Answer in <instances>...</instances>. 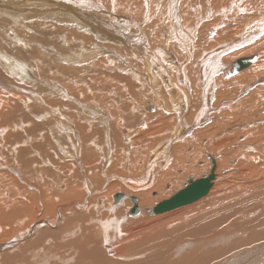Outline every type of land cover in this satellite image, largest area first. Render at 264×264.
Returning <instances> with one entry per match:
<instances>
[{
    "label": "bare ground",
    "instance_id": "bare-ground-1",
    "mask_svg": "<svg viewBox=\"0 0 264 264\" xmlns=\"http://www.w3.org/2000/svg\"><path fill=\"white\" fill-rule=\"evenodd\" d=\"M55 1L57 2L59 1L58 3L61 4V7L59 5L60 8H62V5H65L67 7H70L72 9L74 8L75 10H77L80 13V15L83 17V20H85L86 23H90L89 26L92 27V31L93 32L96 31L94 33L96 39L97 38L100 39L101 38L100 36L103 37L112 36L113 43H117V44L121 43L119 45L122 46L123 44L124 46H128L134 51H137L138 53L137 55L144 57L146 60L147 64L145 69L148 72H150L148 76H146L149 85H151V87H155V84H157L162 90L166 89L169 92L168 94L174 97H178L180 98V100L175 103L176 107H174V104L171 105V102L161 103L155 100L154 103L157 106H159L160 108L162 106L165 110L168 109L166 116L160 119V123L158 124L154 123L155 125L153 126L149 127L148 123L145 124L146 126L145 128H148L147 132L143 130L145 131V134L147 133L146 136H150V137L151 135L157 136L158 133L163 132L164 130H166V132H169L168 133L169 136L166 142L164 143L160 142L155 146V144L153 145L147 143L148 145H144L143 143L134 141L133 146L130 147V150H133V148L136 147L134 149L136 150V152L133 154L132 153L127 154L125 152L128 150L129 146L123 149L122 146L119 144L117 145L112 144L111 143L112 139L111 141H109L108 131L112 132V127L114 128L112 124L113 121L116 120L115 114H113L114 116L109 114V117L112 118L111 123L110 125L105 124L103 127L106 134L107 145L104 146L103 144L102 145L103 151L102 153H99L101 152L102 148L97 144L96 141L93 142L92 146L88 147L87 144L91 143L89 141L87 142V138L89 137L86 135L82 136V133L78 128V126L75 127V124L71 123L70 121H66L65 113H64L66 110H63L61 108V103H62L61 101L57 102L58 99L39 100L35 98V96H33L36 93H33L32 95L27 88L24 87L21 88L17 85H12L14 82L11 85H9L10 83L9 82L8 85L10 86V89L7 88L9 89L7 90L3 88L4 92L5 91H8L9 93L11 92L13 94V95L11 94V97L15 98L17 103L23 100L24 102L23 101L22 102L24 108L27 110V114H29L27 116L32 117L31 118L32 120L33 117L35 118L37 116L36 117L37 122H39L38 120H41L39 123H42V127H43L42 129L44 130L45 133L37 135V133L34 132L35 128L31 129L30 131H27L26 129L27 127H24L25 125H23L24 123H20L19 125H16L14 127H10V126L6 127L3 130V134L0 140V145L5 144L4 145L5 149L11 148L13 150L14 148L13 154L11 156L13 157L14 162L17 164L16 168L18 170L13 171L16 173L14 179L8 176V179L4 180L5 184L6 183L8 184L7 186L10 191H12L11 190L12 187L16 186L15 188L17 193H14L16 194V197L10 194L11 198L10 200L8 199V201L7 198L1 197L2 202L0 198V203H1L0 204V264H264V163H263L264 154L261 157L259 166L253 163H250L248 165H245L244 163L241 164V169L239 171V174L237 173L238 174L237 176L240 175L243 178L249 179V177L257 175L258 179L251 184L249 183V185L242 184V187H240L242 192L240 193H237L239 190L237 192L230 191L234 187H231L230 184L227 185L226 183L225 184L227 188L223 187L222 191H220L219 188L221 187L222 181L225 178L228 179V176H225V178L223 179L221 177L222 176L221 173L223 171L228 172L227 170L233 168L234 164L235 163L237 164V161L239 162L240 160L239 156L243 159L248 158L247 153L251 145H248V143L245 145H241V143L237 142L240 136L246 137L244 139H246L247 141V135L245 134L246 129H236V130L234 129V131H232L226 137L224 138L220 136H219L220 138L218 137L219 139L227 140L229 139L230 135L234 134L235 136H237V138L234 139L235 141L234 140L233 141L236 142L237 145H239V147H237L236 150L234 149L237 154L234 157L233 156L227 158L223 157L224 155H221L220 151L218 150L228 146L227 145L218 146L216 144L217 146L215 145L216 146L215 149L218 152L217 153L218 156L214 157L215 158L214 160L212 156L213 148L210 147L212 145V144L209 145L210 143H208L209 146L206 145L203 147L202 152L200 147H199L200 150L195 151V153L193 152V154H195L194 155L195 157L192 156L193 154H187L188 151L195 148L194 144H192L194 142L193 138H195V140L200 139L201 141L208 140L206 139V137H208L207 135H202L208 129H203L201 131L196 132L195 134L193 133L195 129L208 125L207 122L209 121V119H211L210 115L216 110L218 112V108L216 109V107L219 106L218 104L220 101L218 103H216L215 101L217 106L214 105V107H212L213 106L212 103H214L213 99L217 100L216 96L218 95V93H215L216 81L214 84V80L217 78L216 76L224 72V74H222L221 76L225 75V78L219 77L222 78L221 81L224 80L226 82L227 80L228 81L230 80L231 81L230 83L228 81L226 83L227 85L229 84V86L230 84L232 85V81L235 82L234 84H236V81H238L240 85L243 84V87L241 86L240 90L241 88H244L242 89V91H246L250 89V87L253 85V84H248L250 83L249 81L252 82V80H255L256 78V76L251 77L250 74H252L253 71H259V70L264 72V58H261L259 56V53H256L254 51H253L254 54L252 53L253 55L243 54L240 55L241 57L239 59L238 58L234 60L230 59L232 62H230L229 64L228 61L226 62L227 65L225 64L226 66H228L229 64L228 68L223 65V61L227 60L226 57L230 55L229 53L232 54L233 52L232 49H235L239 45L237 42H241L243 40H248L251 43L255 41L257 42V39L264 35V15L258 13V15H255L256 17L253 16L255 18H253L252 24L250 23L251 25L249 24L247 25L249 26V28H246L247 26H245V23H243L244 24L243 27L238 26L237 24L240 23V21H242L241 18H238V20L235 21L234 23L235 26L231 27V30L235 31L234 34L238 33L239 31L241 32L238 33L241 36L236 39L233 37L234 34H231V36L223 35L220 36L219 38L216 37L214 38V36L217 34L215 30L217 28L216 27L212 28L210 34L208 35V38L205 37L203 41L207 39L208 40L212 39L211 41L208 42L209 45L211 44L212 47L214 48H216L215 46L217 45L220 46V44L225 40H226L225 42H227L229 37L233 38L232 40L234 41V43L231 44L229 40L230 44L229 45L227 44L226 47H223L221 45L223 48H220L221 47L220 46L219 48L212 50V52L209 54L200 53V55L203 56L200 57L199 59L200 62L198 64L199 66L198 72L197 70L195 71V73L198 74L197 76H195L197 77L196 78L197 81L193 80L194 83H192L193 82V81L191 82L192 78L189 79V82H187V74L193 67L190 69L189 67L191 66L189 65L187 67H185V65H181L179 62L183 60L182 58L180 59L181 61L178 60L177 64H175V61L179 58V56H177L178 54L176 55L174 53H171V50L167 48H163V46H167L168 41L177 40V42L180 45V49L183 52H186L187 55H191L192 51L195 50L194 49L195 47H193L195 45V44L193 45L194 42L193 40L194 37H196L194 36L195 35L194 32H196L197 30L188 27L189 25L188 18L184 17L185 15L184 16L182 15V17L179 15L180 12L178 13L177 10V0H174L176 2L173 1L171 4L170 2L167 3L168 1L166 2V4L164 3L166 6L164 7L167 13L166 12H164V14L162 13L163 14L162 19L160 18L158 22L155 23L149 21L151 20L150 17L148 18L149 20L148 19L146 20V18L143 16L145 21L141 18H139L138 20H135L134 18L131 19L132 16L131 17L129 16L130 19H128L129 17L124 18L126 16L124 17L122 16L123 17L122 18L120 15L119 16L116 15L117 13H113V11L111 12L112 14H110L111 19H109L110 18L109 17L107 18L108 20L105 19L103 20L102 16L106 17L107 12L102 6H100L99 3L95 5V3L92 2L91 0H50V1L47 0L46 2H44L46 4L47 10H49L53 6L56 7L55 3L57 2ZM119 1L120 0H118V2ZM231 1L234 0H225V2H229V3H231ZM144 2L145 3L142 4V9H140L139 11H142L144 13L146 12V14L148 13L151 14V12H154L153 10H150L152 9V4L154 0H145ZM239 4L240 3L235 1L233 6L238 8ZM225 9L227 10V8ZM84 10H88L89 12H85ZM161 10L163 12V9ZM1 11H5V10H1ZM237 11L239 12V10ZM72 12L70 11L69 13ZM57 13L61 14L59 12ZM257 16L259 17L258 19ZM14 17L16 18L17 16L14 15ZM14 17L12 16V18ZM61 17L59 16L60 19ZM68 18L70 19V17ZM72 21L73 22L71 23H74L75 20ZM149 22L152 24H150ZM186 26L189 29L184 30V27ZM77 27H81V29L84 28L82 29V31L83 30L85 31V29L88 31L89 28L87 25H84L82 23H80V25L78 24ZM259 30H260V34L258 33ZM250 31H255V32L258 31L256 32L258 34H255L256 36L254 34L253 35L250 34V37L252 36L255 37L253 39L251 38L245 39L244 36L247 35ZM7 36L9 37V35ZM148 39L152 40V42H150ZM213 42L220 44H216ZM207 43L206 44L204 43L206 47H207ZM14 50L16 51V49ZM251 56L255 57L254 62L250 66L251 68L249 67L250 69L248 68V70L247 69L244 70L245 72L243 73H240L242 71L233 73L235 75L237 73H240L239 75H236L233 78L232 76L233 74H230L232 70V63L239 61L240 59L248 58ZM17 65H18V71L21 74L15 76L17 80L21 82H23L24 80H28L27 77L25 78V74L22 77L23 73L29 72L27 70L28 69L27 66L22 64L19 65L18 63ZM247 72L249 73L246 75ZM257 74L259 78H262L264 76V73L262 74L256 73V75ZM12 75L15 74L12 73ZM39 78H42V76H39L38 79ZM128 78H121V81L122 80L126 81L128 80ZM245 79L248 82H245L244 81ZM141 80L142 78H138L139 82ZM164 83L166 87L161 86V84ZM189 84H191V86ZM46 86L48 87V85ZM237 86L238 85H236L235 89L237 88ZM69 87L70 86H67L66 88ZM196 87H199V95L196 90V96H197L196 98H200V99L198 101V105L193 106L190 105L189 94L187 91H190L189 89L191 90H193L194 88L196 89ZM226 87L225 89H223L224 90L223 94L224 93L226 94V95L224 94L225 95L224 98L226 96L231 95V93L228 94L230 88L229 90H227ZM60 88L61 86L58 89H56V91L54 89L55 93L58 95L61 94ZM116 90L117 89L114 90V94L118 95V91ZM126 92L127 93L129 92L130 94L129 89ZM26 94L27 95L29 94V96L27 97ZM222 95H220V97ZM253 95H255V97H253ZM0 96L1 99L4 98L3 95ZM236 97L239 96L236 95ZM52 100L56 102L54 103L52 102ZM263 100H264V95L261 97H257V94L253 92L250 96L246 97V99L243 100L242 103L238 106L233 107L234 104L232 105V103L228 102L227 110L225 108V118L243 122L245 128L249 130L248 133L250 134L251 132L252 136L255 139H257L260 134L259 132H262L264 130L259 131L257 129L258 130L257 131L256 128H258V125L251 126V124L253 120L257 121V119H255L256 118V114H254L255 112L258 115H261L258 105L259 103L257 104V102H261L260 103L261 106L262 103H263L262 105H264ZM99 102L101 107H103V109L107 108L108 105H110L108 104L109 101H107L106 103V100L104 103L103 101H99ZM112 104L114 105L113 102ZM129 106H130V111H135V107L131 103L129 104ZM4 108L9 109V105H0V110ZM145 108H147L146 105ZM169 108L170 110H173L175 112L173 113V115L169 110ZM228 108H230L231 110H228ZM234 108L236 109L235 112H234ZM153 109H154L153 106H150V110ZM12 110H13L12 112L11 111H9L8 113L4 112L6 113L5 124H8L6 123V121L10 118L8 117L10 116L9 113L16 112L15 107H13ZM118 110L121 113L122 109L120 108L117 109V111H113V113L117 112V114H119ZM189 110L191 112L189 113L190 115L185 116ZM88 112L89 114L95 115L92 109H89ZM21 113L23 114V112L20 111L19 114ZM126 117L128 116L126 115ZM220 117H222V115L218 116L219 119ZM52 118L56 119L57 122L58 120L60 121L57 126L53 124ZM146 118L149 117L147 116ZM175 118L177 120L179 119L177 129L175 128L174 123L172 124L173 127L169 126L171 124V121L174 120ZM188 118L191 122L195 123V127L187 128L185 121ZM222 118L225 119L224 116ZM121 119L124 120V124H125V118L119 117L116 121V124H118L120 128H121ZM219 119L218 122L216 121L215 122L216 124L212 127V130L214 131L213 134L221 135V127H222L221 124L223 122H219L220 121ZM142 120L145 121L144 119ZM142 120H138L137 124H139V122ZM143 121L141 122V125L144 124ZM107 122L109 123L110 121ZM58 127H60V131L62 132L63 130L71 129L73 133L71 135L68 134L69 132L68 133L63 132L60 134L58 133L59 130H57ZM20 129H24L25 132L23 131H22L23 133L18 132V130ZM120 130L121 133H124V138L122 137L123 138L122 141H124L126 140L127 137L125 134L128 131H126L125 133L123 128H121ZM33 132L37 136L35 138L36 140L34 141V144L32 145V138L30 139L29 137L28 138L26 137L31 135ZM61 136H64L65 138ZM66 139L69 140L67 142L68 144L63 145L62 141ZM9 140H11L12 143L9 142ZM17 140H19L20 142H17ZM38 141L40 142V144L43 145H39L37 143ZM148 141L149 138L147 142ZM228 142H229L228 144H230L232 141L228 140ZM20 143H23L22 144L23 148H18L19 145L17 144ZM211 143H213V141ZM49 146L54 149L55 147L58 148L56 149V152L58 151L59 154H61V156L55 155V157H51L50 152L47 151ZM143 147H146L145 148L146 150H142L141 148ZM105 149H107V152L105 151ZM263 150L264 149H262V151ZM209 151L212 152V154ZM121 152L124 153V156H126L128 160H126V158L124 159V156H120ZM95 153L96 156L94 155ZM98 153L100 154L99 157L97 156ZM106 154L107 156H105ZM132 155L135 159L131 157ZM208 156L212 157L211 158L213 159L212 163H214L215 165L213 167L214 168L213 175H212V171L211 174L208 175L212 167L210 161H208L209 160ZM85 158H92V160L93 159H97V160H94L95 164L92 165V160L88 162L83 161V159L86 160ZM206 158H208L207 161L205 160ZM249 158L254 159V157L252 156ZM56 159L61 162H65L69 160L70 163H73V167H69L67 165L63 167V165H60L59 162H57L58 163L57 165H53L56 162L55 161ZM37 161H41L43 163V167H45L46 169H50V167L55 169V172L56 171L58 172L57 177H60V174L62 173L65 174L64 170L66 169L69 170L70 175L69 173L68 175L69 177H71V179L69 178L71 181L66 182L62 180L64 181V185L62 186V188H64L65 192L62 193L63 190L61 191V188L59 189L60 192H58L57 189L54 188V185H51L52 183L51 184L50 182L48 183L49 180L48 181L45 180L47 171L43 169L41 170L43 172H41L40 169L42 168H37L38 167ZM194 163L196 164L194 165ZM62 168L64 170H61ZM117 168H120V170L119 169L117 170ZM217 168H218V177L216 176ZM242 169L244 170L242 171ZM71 171L73 172L76 171V173H72ZM99 171L101 172V174L98 173ZM197 171H202V172H200V174L198 175L196 173ZM32 172L33 175L34 173H36L34 177L31 174ZM87 172H89L90 175L88 174L86 176ZM29 174H31V178L27 177V175ZM96 174H98L99 177H97ZM181 174H183L182 177H180ZM81 175H84L85 180L88 178L87 182H83L82 180H80ZM203 175H208L203 177L207 179L212 175L210 177V181L213 189L212 188L209 189L207 194L208 196L206 195L207 197L204 196L200 198L198 200L199 202L197 201V203L195 202V204L188 207L181 206L179 207L180 209L176 208L175 210H172L167 213L157 212L158 205H160L163 202H167L171 200V198H173L174 195H176L177 193H179L180 191L184 190L187 187L188 184L185 185V183L188 178L190 177L200 178ZM235 175H233V177ZM75 178L79 179L82 182L79 183L78 182L79 180L72 181ZM180 179H183V186L184 185L185 186L182 188L184 189L178 190L173 195H171L173 192L166 193L165 189L167 185L169 186L173 185L175 191L177 187L176 185H179L178 180ZM57 180L59 181V179ZM190 180L196 181L195 179L194 180L190 179ZM22 181L25 185L24 187H21L22 185L19 187V183L21 184ZM214 182H215V186H214ZM180 183H182V181ZM20 188H22L21 189L22 191L20 190ZM235 188L237 189V187ZM153 192L159 193V197L161 200L158 198H153L152 197ZM122 193L128 194L129 197L126 196L127 198H124ZM3 194L4 193H2L1 195ZM5 195L8 196V193H5ZM130 195H137L138 197L141 198L140 207H139L140 200L138 201L135 196H130ZM160 195L162 196L166 195L168 196V198H165L166 196H164L163 199V197ZM132 201L134 204L132 203ZM158 201L161 202L159 204H156L158 203ZM89 203L91 204V206L89 205ZM89 208H91L92 210L90 211ZM148 208L149 209L152 208L150 210L152 212L146 213L145 209ZM83 211L86 213H84ZM139 213H141L139 217L129 218L130 214H131L130 216H137ZM13 222L18 224H16L17 228L12 230L11 227H13L14 224Z\"/></svg>",
    "mask_w": 264,
    "mask_h": 264
},
{
    "label": "rangeland",
    "instance_id": "rangeland-1",
    "mask_svg": "<svg viewBox=\"0 0 264 264\" xmlns=\"http://www.w3.org/2000/svg\"><path fill=\"white\" fill-rule=\"evenodd\" d=\"M39 1L40 0H14V1L13 0H0V14H1V17H0V95H3V97H4V98L1 99V96H0V103H2L0 105H9V109L8 108H4V109L0 110V112H3V113H0V140H1V136L3 134V130L6 127H9V126L10 127H14L16 125H19L20 123H24L23 125H25L24 127H27L26 128L27 131H30L31 129L35 128L34 132L37 133V135L45 133L44 130L42 129L43 128L42 127V123H39L41 120H38L39 122H37V118H36L37 116L35 117L36 120L33 117L34 121L31 119L32 117L27 116L29 114H27V110L24 108V105H23L24 101L21 100V102L23 101L22 103L21 102L17 103L15 98L11 97V94H12L11 92L10 93L8 91L4 92L3 88H5V89L9 88L10 89L9 85H11L14 82L12 85H17V86H19L21 88H23V87L27 88L31 92L32 95H33V93H36L33 96H35V98H37L39 100H42V99L43 100H45V99H56L57 100L58 99L57 102L61 101L62 102L61 103V108L63 110H66L64 112L66 121H70L71 123L75 124V127L78 126V128L80 129V131L82 133V136L86 135V136L89 137V138H87V142L89 141L91 143L87 144L88 147L92 146L93 142L96 141L97 144L102 148L101 152H99V153H102V151H103L102 145L103 144H104V146L107 145L106 144L107 143L106 142L107 141L106 140V134H105V131H104L103 127H104L105 124L110 125V123H111V119L112 118L109 117V114L110 115H113V114L116 115L115 116L116 120L113 121V124H112L115 129L112 127V132L108 131V133H109V141H111V139H112V141H111L112 144H114V145L119 144V145L122 146L123 149H125L126 147L129 146L128 150L125 152L127 154H130V153L133 154V153L136 152V150H134L136 147H134L133 150H130V147L133 146V142L134 141L143 143L144 145H148L147 143L153 144V145L155 144V146H156V144H158L160 142H163V143L166 142L167 139H168V136H169V134H168L169 132H166V130H164L163 132L158 133L157 136L156 135H151V137L150 136H146L147 133L145 134V131L147 132L148 128H145L146 127L145 124L148 123L149 127L153 126L155 124L160 123V119L162 117L166 116V113H167L168 109L165 110L162 106H161V108L159 106H157L154 103L155 100H157L158 102H161V103L171 102V105L174 104V107H176L175 103L177 101H179L180 98L174 97V96L168 94L169 92L166 89L162 90L159 87V85H157V84H155V87H151V85H149V83L147 81L148 79H146L147 78L146 76H148V74L150 72H148L145 69L146 68V64H147L145 58L140 56V55H137L138 54L137 51H134L133 49H131L128 46H124L123 44H122V46L119 45L121 43H119V44L113 43L112 42V40H113L112 36L111 37L100 36L102 39L101 38L100 39H98V38L96 39L95 34H94L96 31H94V32L92 31V27L89 26L90 23H86L85 20H83V17L80 15V13L77 10H75L74 8L72 9V8L67 7L65 5H62V8H60L61 4L58 3L59 1L58 2L55 1V2H57V3H55L56 7L53 6L49 10H47L46 4L44 3L47 0H41L42 3H41V1L40 2ZM48 1H50V0H48ZM91 1L94 2L95 5H97V3H99L100 6H102L105 9V11L107 12V14H106L107 16L106 17L102 16L103 20L104 19L108 20L107 18H109L111 16L110 14H112L111 12L113 11V13H117L116 15H118V16L119 15L121 17L122 16L123 17L126 16L124 18H128L129 16L130 17L132 16L131 19L134 18L135 20H138L139 18L144 20V17L147 20L150 17L152 21L149 20V19L148 20L150 22H152V23L153 22L155 23V22H158V20L160 18L162 19V16H163L164 12H166V9H165L166 2L168 1L167 3L170 2V4H171L174 0H157V1L154 0V2L152 4V9H150V10H153L154 12H151V14L150 13L146 14V12L144 13L142 11H139L140 9H142V4L145 3L144 2L145 0H135V1L134 0H120L119 1L120 3L118 2V0H115L117 3L114 0H91ZM184 1L185 2L189 1V2L185 3ZM188 1L187 0H182V1L181 0H177V10H178V13L180 12L179 15L181 17H182V15L183 16L185 15L184 17L188 18V24H189L188 27L192 28V29L194 28V29L197 30L196 31L197 34H196V32H194V34H195L194 36H196V37H194V40H193L194 41L193 45L194 44L196 45V46L195 45L193 46V47H195L194 48L195 50L192 51L191 55H187L186 52H183L180 49V45L177 42V40H174V41L170 40L171 42L168 41L167 46H163V48H167V49L171 50V53H174L176 55L178 54L177 56H179V58L175 61V64H177L178 60H180L182 58L183 60L182 61L180 60L181 62H179L181 65H185V67H187L189 65V66H191V67H189L190 69L193 67L189 71V73L187 74V82H189V79H191V78H192L191 79V82H192L193 80L197 81L196 80L197 77H195V76H197L198 74L195 73V71L197 70V72H198V70H199L198 64L200 62L199 59H200V57L203 56V55H200V53L209 54V53L212 52V50H215L216 48H219L221 45L223 47H226V45L227 44L229 45L230 42H231V44L234 43V41L232 40L233 38L229 37L230 39L228 38L227 42H225L226 41L225 40L221 44L213 42V43H216V44H220V46L217 45V46H215L216 48L212 47V45L211 44L209 45V42H208V41H211L212 39H210V40L207 39V40L203 41L205 39V37L208 38V35L210 34L211 29L214 28V27L217 28V29H215L217 34L214 36V38L215 37L219 38L220 36H223V35L231 36V34H234V32H235L234 30H231V27L235 26L234 23H235V21L238 20V18H241L242 21H240L241 24L237 22L238 23L237 25L243 27L244 26L243 23H245V26H247L248 24L251 25L252 21H253V18H255L256 17L255 15H258V13L264 15V13H263L264 12V0H261V1L260 0H241V1L240 0H234V1H231V3L225 2V0H188ZM190 1H192V2H190ZM235 1L240 3L238 8L233 6ZM174 2H176V1H174ZM241 2H243L244 4L241 3ZM120 4H121V6H120ZM182 4L186 5V6H183ZM213 4H215V5H213ZM59 5H60V7H59ZM242 5H243V7H242ZM28 7H29V9H28ZM40 7H41V9H40ZM122 7H123V9H122ZM160 7H161V9H163V12L160 9ZM106 8H108V9H106ZM120 8H121V10H120ZM225 8H227V10ZM64 9H65V11H64ZM183 9H185V10H183ZM1 10H5V11H1ZM88 10H84V11L85 12H89ZM155 10H156V12H155ZM237 10H239V12ZM259 10H260V12H259ZM70 11L71 12L73 11V12L69 13ZM51 12H53V13H51ZM57 12H59L61 14H58ZM75 12H77L78 14L75 13ZM243 13H245V14H243ZM55 14H56V16H55ZM14 15L17 16L16 17L17 19L14 17ZM136 15H137V17H136ZM12 16L15 19L12 18ZM59 16L60 17L63 16V17H61L62 20L59 18ZM65 16H67V17H65ZM253 16H255V17H253ZM68 17H70V19ZM71 17H72V19H71ZM130 17L128 19H130ZM258 18L259 17L257 16V19ZM109 19H111V17ZM14 20H17V21H14ZM72 20H75V21L77 20L76 22L79 25H80V23H82L84 25H87L89 27V28L87 27L88 31L86 29H85V31L84 30L82 31V29H84V28L81 29V27H77L78 24L75 21H74V23H71V22H73ZM197 21L198 22L201 21L202 23L201 22L198 23ZM152 23H150V24H152ZM219 24H220V26H219ZM253 24H254V22H253ZM74 25H77V26H74ZM188 27L187 26L184 27V30L189 29ZM9 28H10V30H9ZM246 28H249V26H247ZM38 30H39V32H38ZM89 31H90V33H89ZM256 32H258V31H256ZM256 32L255 31H250L247 35H245L246 37L244 36V38L245 39L246 38L253 39L256 36L255 34H258V33L260 34V30H259L258 33H256ZM238 33L234 34L233 37L235 39L241 36ZM250 34L251 35L254 34L255 36L250 37ZM7 35H9V37ZM229 40H230V42H229ZM262 40L264 41V35L262 37L258 38L257 42L255 41V42L251 43L248 40H243L241 42H237L239 45L235 48L236 50L232 49L233 50L232 54L229 53L230 55H228L226 57L227 58V60L225 59L226 61H223V65L228 68L230 62H232L231 60H234L236 58L239 59L241 57L240 55H243V54H247V55L251 54V55H253L254 52L259 53V56L261 58H264V42ZM149 41L152 42V40H149ZM244 41H247V42H244ZM259 42H260V44H259ZM9 43H11V44H9ZM204 43L205 44L207 43V47H206V45ZM222 46L220 48H223ZM207 48H209V49H207ZM14 49H16V51ZM129 54H131V55H129ZM134 54H135V56H134ZM132 56H134V57H132ZM181 56H184V57H181ZM232 56H234V57H232ZM19 62L22 65L27 66V68H28L27 70L29 72L23 73L22 77L25 74V78L27 77L29 82H28V80H24L25 82L23 80H22L23 82L18 81L17 78L15 77L18 74L21 75L19 73V71H18V65H17V63L19 65H21ZM226 62L229 63L228 66H226L227 65ZM165 65H167V64H165ZM31 70H32V73H31ZM123 70H124V72H123ZM16 71H17V74H16ZM260 71L261 70L253 71L252 74H254V75L250 74L251 77L256 76V78H255V80H252V82L249 81L250 83H248V84H253V85L250 87V89H248L246 91H242V89H244V88H241V90H240V87L241 86L243 87V84L241 83L242 85H240L238 81H236V84H234L235 82L232 81V85L230 84V86H229V84L228 85L226 84L228 80L226 82L224 80L221 81L222 78H225V75L221 76L222 74H224V72L222 74H218L219 76L217 75L216 76L217 78L214 80V84H215V81H216L215 93H218V95H219V93L221 91L220 95H222L223 91H224L223 89H225V87L227 86L226 87L227 90H229V88H230L228 94L231 93V95H232L234 93L233 94L234 96L233 95L232 96L229 95V96H226L224 98V96L226 95L225 93H224L225 95L223 94L221 97H220V95L219 96L217 95L216 96L217 100L213 99L214 103H212V105H213L212 107H214V105L217 106L216 103H218L220 101L219 104H218L219 106L216 107V109L218 108V112L216 110V111H214L215 114L213 112L210 115L211 119H209V121L207 122L208 125H205L203 127H199V128L194 130L193 134H195L196 132L201 131L203 129H208L205 133L202 134V135H207L208 137H206V139H208V140L201 141L200 139L199 140L198 139L195 140V138H193V141L196 144L194 142L192 144H194L195 148H193L192 150L188 151L187 154H193V152L195 153V151L200 150L199 147L201 148V152H202L203 151V147L208 145V143H210L209 145L212 144L210 147L213 148V154H212V152H210V151L209 152L212 154L213 159L215 160L214 157L218 156L217 155L218 152L215 149V147L217 145L218 146L219 145L220 146H224V145L228 146V147H224V148L218 150V151H220L221 155H224L223 157H226V158L230 157V156L234 157L235 155H237L235 150H236L237 147H239V145H237V143L234 142L235 141L234 139L237 138V136H235L234 134L230 135L229 139H227V140H225V139L223 140V139H219V138L220 137H223V138L226 137L228 134H230L232 131H234V129L235 130L236 129H246L245 134L247 135V141H246V139H244L246 137L240 136V138L237 140V142L241 143V145H245L247 143H248V145H251V147L249 148L248 153H247V155H248L247 159L248 160L246 158H244L245 159L244 160L243 158H241L239 156L240 160H239V162L237 161V164L236 163L234 164L233 168H231L230 170H227L228 172L223 171L221 173V175H222L221 177L223 179L225 178V176H228V179L225 178L222 181V183H221V187L222 188L221 187L219 188L220 191L223 190V187L227 188L226 184L227 185L230 184L231 187H234V188H232L233 190L229 189L230 191L237 192L239 190L237 193H240V192H242L241 188H240V187H242V184L249 185V183L251 184V183L255 182L258 179L257 175L249 177V179L251 178L250 180L247 179V178H243L240 175L239 176H237V175L239 174V171L241 169V164L242 163H244L245 165H248L250 163H253V164L258 165V166L260 165L259 162L261 161V157L264 154V150L262 151V149H264V146H263L264 145V131H262V130H264V105H262L263 104L262 103L261 106H260L261 102H257V104L259 103L258 105H259V110L261 112V115H258L255 112L254 113V114H256V118L255 119H257V121L253 120L254 123L252 122V124H251V126L258 125V128H256V130L258 129L259 131L260 130L262 131V132H259L260 134H259V137L257 139H255L252 136L251 132H250V134L248 133L249 130L247 128H245L243 122L235 121V120L229 119V118L226 119L225 118V108L227 110L228 102L232 103V105L234 104L233 107L240 105L242 103V101L245 100L246 97L250 96L253 92H255L257 94V97H261V96L264 95V76L262 78H259L258 74L256 75V73H261V74L264 73V72H262V71L260 72ZM58 72H60V73H58ZM243 72H245V71H242L240 73H243ZM12 73H14L15 75H12ZM131 73H132V75H131ZM240 73H237L236 75H239ZM248 73L249 72H247L246 75ZM236 75L233 74L232 75L233 78ZM35 76H37V77H35ZM39 76H42V78L38 79ZM232 76H230V77H232ZM135 77H137V78H135ZM219 77H222V78H219ZM121 78H128V80H126V81L122 80L121 81ZM138 78H142V80L139 82ZM30 80H33V81H30ZM117 80H119V81H117ZM152 80H153V78H152ZM219 80H220V82H219ZM194 81L192 83H194ZM244 81L248 82L246 79ZM72 82H74V83H72ZM223 82H225V83H223ZM228 82L230 83L231 81L229 80ZM8 83H9V85H8ZM217 83H219V84H217ZM220 83H222V84H220ZM46 85H48V87ZM189 85L191 86V84H189ZM236 85H238V86L235 89ZM60 86H61V88H60L61 94L58 95V94L55 93V91ZM67 86H70V87L66 88ZM161 86L166 87L165 83L161 84ZM218 86H219V89H218ZM62 87H64V88H62ZM129 87H131V88H129ZM231 88L235 89L236 91L232 90ZM9 89H7V90H9ZM54 89H55V91H54ZM115 89H117L116 91H118V95L114 94V90ZM128 89L130 91V94H129V92L128 93L126 92V91H128ZM189 90L190 91H187V92L189 94L190 105L197 106L198 105V101H199L200 98H196L197 97L196 96V90H197V93L199 95V87H196V89L194 88L193 90H191V89H189ZM231 90L234 91V92H232ZM225 92H227V91H225ZM241 92H242V94H241ZM245 93H247V94H245ZM236 95H238L239 97H236ZM28 96H29V94L27 95V97ZM112 97H114V98H112ZM253 97H255V95H253ZM93 98L96 99V100H94ZM218 98H220V99H218ZM233 98H235V99H233ZM8 99H10V100H8ZM104 99L106 100V103H107V101H109L108 102V104H110V105H108V107L110 106L109 108L107 107V108L103 109V107H101L99 101H103V103H104L105 102ZM215 101H216V103H215ZM231 101H233V102H231ZM52 102L55 103L56 101L52 100ZM112 102L114 103V105L112 104ZM130 103L135 107V111H130V106H129ZM145 105L147 106V108H145ZM150 106H153L154 109L150 110ZM13 107L16 108V112L15 113H11L13 111L12 110ZM156 107H157V109H156ZM119 108L122 109L121 113H120L119 110H118L119 114H117V112L113 113V111H117V109H119ZM89 109H92L94 111L95 115L94 114H89V112H88ZM231 109H232V107H231ZM231 109L228 108V110H231ZM169 110H170V108H169ZM9 111H11L9 113L10 116H8L10 118L6 121V123H8V124H5V116H6V113H8ZM20 111L23 112V114L22 113L19 114ZM170 111H171L172 115H173V113H175L173 110H170ZM235 111H236V109L234 108V112ZM4 112H6V113H4ZM133 113H135V114H133ZM144 113L149 118H146L147 116ZM189 113H191L190 110L186 113L185 116L190 115ZM126 115L128 117H126ZM219 115L220 116L222 115V117L224 116L225 119H223L222 117H220V119H219L218 118ZM118 116L122 117V118H125V124H124V120L121 119V128H123L125 133H126V131L129 132V134H128V132L125 134L127 137H126V140H124V141H122V139L124 138V133H121V130H120L121 128L118 126V124H116V121L119 118ZM52 119H53V121H52L53 124H55L57 126L60 121L58 120V122H57L56 119H54V118H52ZM142 119H144L145 121H143ZM218 119L220 120L219 122H223L221 124V126H222L221 127V135L213 134L214 131L212 130V127L216 124L215 123L216 121L218 122ZM138 120H142L144 122V124L141 125L142 121H140L139 124H137ZM43 121H44V119H43ZM107 121H110V122L108 123ZM126 121H127V123H126ZM172 121H171V124L169 126L173 127L172 124L174 123V126L177 129L178 128L177 126H178V123H179V119L177 120L175 118ZM183 122H184V120H183ZM38 124H40V125H38ZM185 124L187 125V128L195 127V123L191 122L189 120V118L185 121ZM29 125H30V127H29ZM37 126H39V127H37ZM235 127H237V128H235ZM41 129H42V131H41ZM57 130H59L58 133H60V134L63 133V132L64 133H68L69 132L68 134L71 135L73 133L71 129H69V130L66 129L67 131L63 130V132H62V131H60V127H58ZM143 130H145V131H143ZM22 131L25 132L24 129L18 130V132H20V133H23ZM37 131H39V132H37ZM160 131H162V130H160ZM154 132H157V131H154ZM33 133L26 137V138L29 137L30 139L32 138V145L34 144V141L36 140L35 138L37 136L35 133L34 134ZM95 133H96V135H95ZM131 133H132V135H131ZM209 133H211L212 135L209 134ZM121 134H122V136H121ZM132 136H135V137H132ZM61 137L65 138L64 136H61ZM148 138H149V141L147 142ZM228 140H230L232 142L230 144H228L229 143ZM68 141H69L68 139L63 140L62 144L66 145V144H68L67 143ZM212 141H213V143H211ZM9 142L12 143L11 140H9ZM17 142H20V141L17 140ZM37 143L39 145H43V144H40L39 141ZM225 143H227V144H225ZM235 143H236V145H235ZM22 144L23 143L17 144V145H19L18 148H23ZM4 145L3 144L0 145V146H2V147H0V178H1L0 179V189H1L0 190L1 191L0 192V198L1 197L2 198H7V201H8V199L10 200V198H11L10 194H12L13 196L16 197V194H14V193H17V191H16V188H15L16 186L12 187L11 188L12 191H10L8 186H7L8 184L7 183L5 184L4 180L5 179L7 180L8 176L14 179V177L16 176V173L13 172V171L18 170V169L16 168L17 164L14 162V159L11 156L13 154L14 148L12 147L13 150L11 148H9L10 150L9 149H5ZM63 148H64V146H63ZM145 148L146 147H143L141 149L142 150H146ZM56 149H58V148L55 147V149H54V148H52L50 146L48 147L47 151L50 152L51 157H55V155L56 156H59V155L61 156V154H59L58 151L56 152ZM105 151L107 152V149H105ZM1 152H2V154H1ZM145 152H147V151H145ZM99 153L97 155L98 157L100 155ZM120 154H121L120 156H124V153L121 152ZM94 155L96 156V153ZM194 155L195 154H193L192 156L195 157ZM105 156H107V154ZM251 156L254 157V159L249 158ZM131 157L134 158L133 155ZM223 157H222V159H223ZM125 158H126V160H128V158L126 156H124V159ZM203 158H204V156H203ZM208 158H209L208 161H210V163L212 165L211 170H210V172L208 174V175H210L211 171H212V169H213V167L215 165H214V163H212V161H213V159H211L212 157L208 156ZM208 158H206L205 160L207 161ZM85 159L86 160L83 159V161H86V162L92 160V158H85ZM94 160H97V159H93L92 160V165L95 164ZM55 161L56 162L53 165H57L58 164L57 162H59V164L63 165V167L65 165H67L69 167H73V163H70L69 160L65 161L66 163L58 161L57 159ZM98 161H100V160H98ZM37 162H38V164H37L38 167L37 168H42V169H40V171L43 170V169L45 171H47L45 180H47V181L49 180L48 183L49 182H50V184L52 183L51 185H54V188H56L58 192H60L59 191L60 188H61V191L63 190L62 193L65 192L64 188H62V186L64 185V181H66V182L67 181H71L70 180L71 177H69V175H70L69 170H67V169L64 170L62 168L61 170H64L65 174L62 173V174H60V177H57L58 172L56 171L57 172L56 173L55 169H53L51 167H50V169H46L45 167H43V163L41 161H37ZM195 164L196 163H194V165ZM197 165H199V164H197ZM217 167H218V165H217ZM243 168H245V167H243ZM246 168H248V167H246ZM118 169L120 170V168H117V170ZM200 169H202V168H200ZM243 170L244 169H242V171ZM234 171H235L236 175H235ZM41 172H43V171H41ZM51 172H53V173H51ZM66 172H67V174H66ZM71 172L72 173H76V171H74V172L71 171ZM200 172H202V171H197L196 173L199 175ZM224 172H225V175H224ZM68 173H69V175H68ZM98 173L101 174L100 171ZM31 174H32L33 177H34V175H36V173H34V175H33V172ZM31 174L27 175V177L31 178ZM47 174H49V175H47ZM88 174H89V172H87L86 176ZM226 174H228V175H226ZM96 175H97V177H99L98 174H96ZM208 175H203L200 178H198V177L197 178L190 177V178L187 179L185 185H187L189 183L190 179L198 180V179H201V178H203L205 176H208ZM233 175H235V176L233 177ZM2 176L4 177V179H3ZM52 176H53V178H52ZM182 176H183V174L180 175V177H182ZM216 176L218 177V168L216 169ZM217 177H216V179H217ZM237 178H238V180H237ZM57 179H59V181ZM75 179H73L72 181H78L79 180V179H76V180ZM252 179H253V181H252ZM62 180H64V181H62ZM80 180H82L83 182H87L88 178L85 180L84 175H81ZM80 180L78 181L79 183L82 182ZM181 181H182V183H180ZM22 183H23V181H22ZM22 183L21 184L19 183V187L21 185H22L21 187H24L25 184L24 183L22 184ZM3 184L5 185V187H4ZM60 184H61V186H60ZM178 184L179 185H176V186L177 187L179 186V187L178 188L176 187L175 191H174V186L173 185H171V186L167 185V187L165 189L166 193H172L173 192L171 194V195H173L178 190L184 189V188H182V187L185 186V185L183 186V179L178 180ZM224 184H225V186H224ZM214 186H215V182H214ZM235 187H237V189ZM21 189L22 188H20V190ZM8 191H10V192H8ZM2 193H4V194L1 195ZM5 193H8V196L5 195ZM122 194H123L124 198L129 197L128 194H126V193H122ZM130 196H135L138 201L140 200L139 201V207H140L141 206V198L138 197L137 195H130ZM160 196H162V195H160ZM164 196H166V195L162 196L163 199H164ZM207 196H205V197H207ZM152 197L160 199L159 193H157V192H153L152 193ZM2 198H1V202H2ZM165 198H168V196H166ZM165 200H167V199H165ZM160 202L161 201H158V203H156V204H159ZM132 203H133V201H132ZM196 203H197V201H196ZM156 204H155V206H156ZM193 204H195V202ZM193 204H190V205H187V206H184V207H188V206H191ZM89 205L91 206L90 203H89ZM91 208H89L90 211L92 210ZM132 208H133V206H132ZM151 209L152 208L145 209L146 213L152 212V211H150ZM84 213H86V212H84ZM130 215H129V218H137V217H139L141 215V213H139L137 216H130ZM14 224H13L14 228L11 227L12 230L17 228L16 224H18V223H14ZM7 230H8V228H7Z\"/></svg>",
    "mask_w": 264,
    "mask_h": 264
},
{
    "label": "water",
    "instance_id": "water-1",
    "mask_svg": "<svg viewBox=\"0 0 264 264\" xmlns=\"http://www.w3.org/2000/svg\"><path fill=\"white\" fill-rule=\"evenodd\" d=\"M254 60L255 57L251 56L248 58L240 59L239 61L232 63V70L230 74L248 69L252 65ZM213 169H212V175L214 173ZM210 177L208 179L203 178L201 180L199 179L196 181L189 180V183L184 190L174 195L173 198H171V200L167 202H163L160 205H158L157 212L167 213L181 206H187L193 204L194 202L198 201L200 198L206 196L208 194L209 189L212 188Z\"/></svg>",
    "mask_w": 264,
    "mask_h": 264
}]
</instances>
